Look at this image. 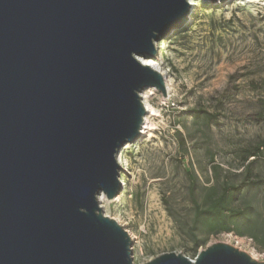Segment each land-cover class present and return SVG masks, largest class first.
Listing matches in <instances>:
<instances>
[{"label":"water","instance_id":"95a60500","mask_svg":"<svg viewBox=\"0 0 264 264\" xmlns=\"http://www.w3.org/2000/svg\"><path fill=\"white\" fill-rule=\"evenodd\" d=\"M189 12L187 0H0V264H133L96 197L122 189L116 156L140 137V91L165 96L136 56ZM145 264L264 262L216 242Z\"/></svg>","mask_w":264,"mask_h":264},{"label":"rangeland","instance_id":"374dc122","mask_svg":"<svg viewBox=\"0 0 264 264\" xmlns=\"http://www.w3.org/2000/svg\"><path fill=\"white\" fill-rule=\"evenodd\" d=\"M193 1L157 40L172 89L149 100L150 134L120 148L129 177L101 213L127 231L133 264L216 242L264 262V0Z\"/></svg>","mask_w":264,"mask_h":264},{"label":"bare ground","instance_id":"6f19581e","mask_svg":"<svg viewBox=\"0 0 264 264\" xmlns=\"http://www.w3.org/2000/svg\"><path fill=\"white\" fill-rule=\"evenodd\" d=\"M187 3H188L189 8L194 6V1L193 0H187ZM213 3L221 4L219 2H216V0ZM188 20H190V18H188ZM154 47H155V53L153 55L150 56V55L139 54V55L136 56V58L138 59V61L140 63H142L143 65H147L148 67H150L154 71L158 72L163 77L165 95H169V93L171 92V89H172L171 88L172 84H171V78H170V75H169V71L167 69H165L158 62L160 45L158 44L157 41L154 42ZM157 92L160 93V94L162 93L161 90H159V89H157L155 87H145V88H143L140 91V99H141V101L143 103V106H144V109H145V114L143 116L142 124H141V127H140V136L141 137L150 134L151 130L154 129V126H153V123H152L150 117L155 114V111L151 107V105L149 103V100ZM116 158H117V162H118L119 166L121 167V169H124L125 164L123 163V161L121 159V156L117 154ZM120 182H121V187L123 188L125 186V183H124V181L121 178H120ZM118 197H119V195L117 194L114 198H112L110 200L102 192H99L97 194L96 200H97V203H98L99 207L101 208L102 207L101 204L103 202L116 201L118 199ZM251 258L255 259L254 256H251Z\"/></svg>","mask_w":264,"mask_h":264},{"label":"trees","instance_id":"16d2710c","mask_svg":"<svg viewBox=\"0 0 264 264\" xmlns=\"http://www.w3.org/2000/svg\"><path fill=\"white\" fill-rule=\"evenodd\" d=\"M200 112H201V113H205L207 116H210V115H211V114H209L208 112H206V111H204V110H201V111H200V110L194 111V113H197V114L200 113ZM262 145H263V144H262ZM260 146H261V145H260ZM260 146L257 147V151H258V149H259ZM251 153H252V154H250V155H253V156H255V155L257 154V152H251ZM245 159H246V158H245ZM248 163H249V162H248ZM248 163L246 164V166L248 165Z\"/></svg>","mask_w":264,"mask_h":264},{"label":"built area","instance_id":"2783aa9c","mask_svg":"<svg viewBox=\"0 0 264 264\" xmlns=\"http://www.w3.org/2000/svg\"><path fill=\"white\" fill-rule=\"evenodd\" d=\"M248 240H250V239H248ZM239 241V240H238Z\"/></svg>","mask_w":264,"mask_h":264}]
</instances>
